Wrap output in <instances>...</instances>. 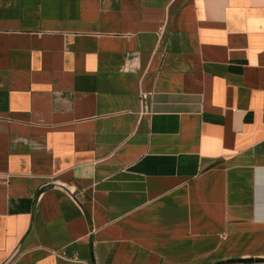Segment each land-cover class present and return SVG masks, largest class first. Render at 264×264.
<instances>
[{
  "label": "crops",
  "instance_id": "obj_1",
  "mask_svg": "<svg viewBox=\"0 0 264 264\" xmlns=\"http://www.w3.org/2000/svg\"><path fill=\"white\" fill-rule=\"evenodd\" d=\"M0 264H264V0H0Z\"/></svg>",
  "mask_w": 264,
  "mask_h": 264
},
{
  "label": "built area",
  "instance_id": "obj_2",
  "mask_svg": "<svg viewBox=\"0 0 264 264\" xmlns=\"http://www.w3.org/2000/svg\"><path fill=\"white\" fill-rule=\"evenodd\" d=\"M57 255L63 256V253L61 252H56Z\"/></svg>",
  "mask_w": 264,
  "mask_h": 264
}]
</instances>
